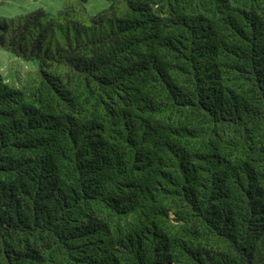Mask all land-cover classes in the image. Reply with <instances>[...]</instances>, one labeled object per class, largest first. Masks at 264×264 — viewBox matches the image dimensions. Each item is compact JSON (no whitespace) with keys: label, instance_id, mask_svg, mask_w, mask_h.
<instances>
[{"label":"trees","instance_id":"trees-1","mask_svg":"<svg viewBox=\"0 0 264 264\" xmlns=\"http://www.w3.org/2000/svg\"><path fill=\"white\" fill-rule=\"evenodd\" d=\"M88 1L0 20V264H264V0Z\"/></svg>","mask_w":264,"mask_h":264},{"label":"rangeland","instance_id":"rangeland-1","mask_svg":"<svg viewBox=\"0 0 264 264\" xmlns=\"http://www.w3.org/2000/svg\"><path fill=\"white\" fill-rule=\"evenodd\" d=\"M67 0H0V20L4 21L9 17L15 16L22 12H28L40 7H45L50 10H57L66 4ZM106 0H89L86 6L90 12L106 7ZM32 65L24 60H20L15 54L7 51L0 45V70L7 77L9 82L17 85L18 81L32 69ZM17 77H19L17 79Z\"/></svg>","mask_w":264,"mask_h":264}]
</instances>
